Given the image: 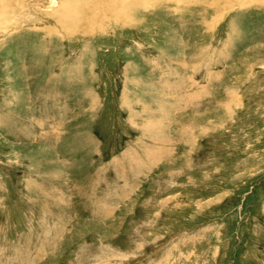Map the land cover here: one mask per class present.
<instances>
[{"label": "rangeland", "instance_id": "374dc122", "mask_svg": "<svg viewBox=\"0 0 264 264\" xmlns=\"http://www.w3.org/2000/svg\"><path fill=\"white\" fill-rule=\"evenodd\" d=\"M57 2L0 0V264H264V0Z\"/></svg>", "mask_w": 264, "mask_h": 264}, {"label": "bare ground", "instance_id": "6f19581e", "mask_svg": "<svg viewBox=\"0 0 264 264\" xmlns=\"http://www.w3.org/2000/svg\"><path fill=\"white\" fill-rule=\"evenodd\" d=\"M49 1H50V3H51L52 6L59 7L58 9L63 10V7H64L65 2H64L63 4L61 3V5H60V4H58L57 0H49ZM70 1H72V0H70ZM67 7H68V5H66V8H67ZM69 8H71V6L68 7L67 9H69ZM91 18H92V17H91ZM91 18H90V19H91Z\"/></svg>", "mask_w": 264, "mask_h": 264}]
</instances>
